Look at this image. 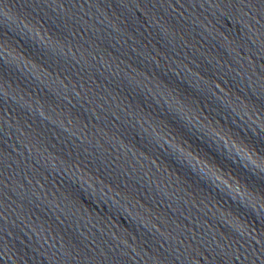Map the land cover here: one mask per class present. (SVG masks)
I'll return each instance as SVG.
<instances>
[{"label":"water","instance_id":"obj_1","mask_svg":"<svg viewBox=\"0 0 264 264\" xmlns=\"http://www.w3.org/2000/svg\"><path fill=\"white\" fill-rule=\"evenodd\" d=\"M0 264H264V0H0Z\"/></svg>","mask_w":264,"mask_h":264}]
</instances>
